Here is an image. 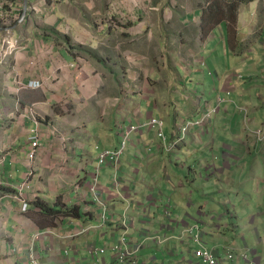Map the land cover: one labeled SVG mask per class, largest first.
Listing matches in <instances>:
<instances>
[{
	"label": "crops",
	"instance_id": "0c3cea01",
	"mask_svg": "<svg viewBox=\"0 0 264 264\" xmlns=\"http://www.w3.org/2000/svg\"><path fill=\"white\" fill-rule=\"evenodd\" d=\"M201 1L28 0L41 11L28 10L14 27L21 42L6 60L0 48V264H30L31 253L41 264H120L112 248L125 231L123 221L129 246H140L138 264H201L194 241L180 238L194 225L224 264H264V201L256 199L264 196V181L251 176V195L237 184L247 167L264 171L258 164L264 161V8L243 4L230 25L222 19L228 7ZM22 4L23 11L13 2L21 14ZM166 17L180 23L171 36L165 35ZM194 21L207 34L200 29L192 40L186 32ZM246 47L257 54L247 50L245 57ZM184 48L198 56L187 74L177 57ZM204 67L214 75L210 95L203 85L187 84L202 79ZM190 89L208 96L207 104L194 103ZM215 104L209 123L190 126L174 150H166L184 122ZM150 118L163 120L166 142L146 126ZM130 124L139 129L119 162L99 166L98 154L118 149ZM34 137L39 149L31 161ZM199 163L204 166L196 169ZM167 198L170 217L163 213ZM35 201L55 210L81 209L48 215ZM206 207L211 213L200 211ZM226 207L247 209L244 236L235 235L242 223ZM154 223L158 230L151 232ZM247 250L249 260H238L236 254ZM226 252L234 262L225 261Z\"/></svg>",
	"mask_w": 264,
	"mask_h": 264
},
{
	"label": "built area",
	"instance_id": "2783aa9c",
	"mask_svg": "<svg viewBox=\"0 0 264 264\" xmlns=\"http://www.w3.org/2000/svg\"><path fill=\"white\" fill-rule=\"evenodd\" d=\"M20 2V5L18 6L19 10L23 9L22 0H0V48H1V55H3L2 59L6 60L9 56H11L18 48L21 40L19 38H16L14 35V27L19 24H23L26 20L27 12L19 11L15 5H13V2ZM41 7L39 4H32L28 6V10L30 11H41ZM20 12V13H18ZM32 85V84H31ZM34 85V84H33ZM34 87V86H33ZM221 99H218V102H220ZM216 107L209 108L205 110L201 114V118L194 120V121H186L182 126L179 127V135L176 140H169L164 147L168 152H172L174 148L179 144L181 137H183L188 128L192 125H199V126H205V124L213 118L215 113L217 112ZM148 128H154L156 132V136L160 141L166 142L167 136L164 133V122L159 118H150L146 124ZM139 129L138 125L130 124L127 128L124 129L123 138L121 141V145L118 149L115 150H108L104 149L98 154V164L99 166H102L106 163H111L113 165H116L119 162L120 156L123 154V152L126 149V145L130 139L131 134L134 131H137ZM39 149V143L37 142L36 137H34L33 142H31L30 151L28 153V158L31 161H34L37 157V152ZM25 185V184H23ZM21 185V187H23ZM98 189L97 186V179L95 180V185L92 187V191L96 192ZM19 199H22V197H18ZM169 202L170 199H166V205L163 206V213L165 216L169 217ZM22 210L25 212L29 208V204L27 201L23 200ZM122 224L125 226V231L121 235L120 241L113 246L112 250L115 253V260L118 261L120 264H138L137 263V251L139 250L140 246L137 245L135 248H131L128 244V238H127V230H128V224L123 221ZM87 229H84L82 232H86ZM183 236L191 238L195 245H196V251L195 254L199 258V261L201 264H224L222 261H220L212 252L211 250L207 249L204 244L201 242V232L199 230L198 225L187 227L180 235V238ZM153 241L156 240L155 237L152 238ZM225 258L227 262H234L236 259V256L233 253L226 252ZM238 260H244L248 261V250L237 256ZM252 264H255L253 261ZM30 264H41L35 253L30 254Z\"/></svg>",
	"mask_w": 264,
	"mask_h": 264
},
{
	"label": "rangeland",
	"instance_id": "374dc122",
	"mask_svg": "<svg viewBox=\"0 0 264 264\" xmlns=\"http://www.w3.org/2000/svg\"><path fill=\"white\" fill-rule=\"evenodd\" d=\"M199 2H200V0H198ZM201 2H204L203 0L201 1ZM212 2H214V1H212ZM245 2V3H244ZM190 3V1H188V4ZM246 3H250V4H255L256 3V7L257 8H264V0H217L216 1V4L219 6V7H222V8H227L228 7V9H229V11H228V15H226V13H225V15H223L222 17V19L223 20H225V21H228V23L231 25V24H233V23H235V21L237 22V20H238V18H237V16H236V11H235V9L236 8H239V6L241 7L243 4H246ZM176 4V3H175ZM233 4V7H231L230 8V6ZM205 5V4H204ZM189 9V8H188ZM198 13H200V12H198ZM229 13H233L234 15H229ZM199 17V16H198ZM166 18H169V19H166L167 20V22H166V24H165V30H166V32H165V35L166 36H171L172 34H174V32H171L172 31V29L175 27V26H178V25H180V23L177 21V19L176 18H172V17H166ZM256 18H259V15H257L256 16ZM188 19V18H187ZM205 19H207V18H205ZM261 19L262 20H264V16L263 15H261ZM195 20H199V18H197V19H195ZM196 25V27H195V25ZM201 24H202V22L200 23V25L199 26H201ZM189 25H191V27H192V29H189L190 31L189 32H186L187 34H191L192 35V40H194V37H195V34L196 33H198L199 31H200V29L201 30H206V26L203 28V27H199L198 26V22H196V21H194V23L192 22V23H190ZM215 26V25H214ZM256 27H258V25L256 26ZM255 27V28H256ZM253 28V27H252ZM259 28V27H258ZM195 29H197V32L195 31ZM199 30V31H198ZM203 30V31H204ZM173 31H175V28L173 29ZM204 33V35H206L207 34V31H204L203 32ZM211 34H212V32H211ZM215 35L217 36V37H219V32H218V30H215ZM194 36V37H193ZM252 38H256V33L255 32H253V34H252ZM175 42H177L178 43V39H176L175 40ZM137 43H140V42H137ZM213 43H215V42H213ZM212 43V44H213ZM227 45V47H229V45L228 44H226ZM216 46V43L214 44V46L213 47H215ZM241 50V48H239L238 49V51H240ZM243 50H245L246 52H243ZM247 50H249V51H252V53L253 54H257V52H254V50H252V49H248L247 47L246 48H243L242 50H241V52L244 54V56L245 57H250V55H249V53L250 52H247ZM166 51H169V49L168 48H166ZM240 52V53H241ZM195 53H196V50L195 49H191V48H184V49H180V51H179V53L177 54V57H179L178 59H179V61L181 62V65H182V68L184 69V71L186 72V74H187V72H188V70H189V65L192 63V59L193 58H198V56L196 57V55H195ZM259 55V54H258ZM260 55L262 56V58L264 57V48H262V51L260 50ZM166 57H169V56H167L166 55ZM208 62L209 63H211V58L210 57H208ZM205 69H202L203 70V73H201V76H200V78H202V79H196V77H194L193 79H191V78H189L190 79V81L187 83L188 85H190V86H193V85H195V84H200V85H203V87L205 88V91H206V93L208 94V95H210V93H212L213 92V85L215 84V81L214 80H212V78L214 77V75L213 74H211L210 73V71H209V68H207V67H204ZM213 69L214 68H212L211 67V70L213 71ZM234 71H236V70H233L232 72H230V73H237V75H238V81H240L241 79H243V75L240 73V72H234ZM177 73L179 74V76H182V77H184L185 78V80H187L188 79V77H187V75H185L182 71H177ZM184 80V81H185ZM183 81V82H184ZM191 81H192V83H191ZM191 83V84H190ZM193 92H195V91H192L191 89H190V97H191V99H192V101L195 103V102H197L198 104L200 103L201 105H203V104H207V102H206V100H208V96H203L201 93L202 92H199V93H193ZM213 95V94H212ZM219 99V98H218ZM221 99V101H222V98H220ZM212 107H216L217 109H218V105L217 104H215V106H208L207 107V109H209V108H212ZM206 109V110H207ZM245 110V119H244V122L246 123V124H248V113H247V111H246V109H244ZM205 111V110H204ZM203 111V112H204ZM202 112V113H203ZM199 118H201V114H200V117ZM198 118V119H199ZM163 121V120H162ZM192 121H194V120H192ZM210 121V120H209ZM209 121L207 122V123H209ZM200 128H201V126H200ZM258 134V131L256 132V135ZM258 164H264V161H263V158L262 157H260V158H258ZM204 166V164L203 163H199V165L196 167V169H198L199 167H203ZM255 171H259L260 173H255V174H253ZM259 174H261V175H259ZM254 176V178H255V180H258V179H261V180H263L264 181V171L262 170V169H259L258 167H256V166H253L252 168H250V167H247V169L245 170V172L243 173V175H239L238 177H237V184H238V186H239V191L240 190H242V191H244V193L246 194V195H251V190H252V188H253V180H252V178H251V176ZM260 176V177H259ZM201 190L203 189V187L202 188H200ZM263 189V188H262ZM203 195V193H201V196ZM206 198L207 199H210L211 198V196L210 195H207L206 196ZM256 199H258V200H260V201H264V196H262L261 197V195L260 196H257L256 197ZM201 204H203V203H201ZM243 204H246V202L244 201L243 202ZM163 205H166V202L163 204ZM169 206H170V208H169V212H170V215H171V206H172V202H171V200H170V202H169ZM223 210H228V212H230L234 217H237L238 219H239V221H237V222H240V223H242L241 224V226H240V229H237V231L238 232H235V235L236 236H238V235H242V236H244L245 235V230L247 229V223H245V221H244V219H241L242 218V214H245L246 212H247V209H245V208H242V209H238V210H233V209H230V207H226V208H222ZM222 209L221 210H219V211H217V213H216V215H215V218H214V220H217L218 219V217H219V215L220 214H222ZM262 212L264 211V209H262V208H259ZM186 210L188 211L189 210V208H186ZM195 210H198L197 209V207H196V209ZM200 211H204V213H206V214H209V213H211V208L210 207H206V208H204V209H201ZM195 213V212H194ZM194 213H191L192 215H194ZM167 217V216H166ZM170 217V216H169ZM165 218V217H164ZM165 219H167V218H165ZM209 218H206V220H202L201 219V221H204V222H207V220H208ZM138 220H143V219H138ZM168 220V219H167ZM199 221H200V219H199ZM138 225V224H137ZM144 226L145 225H147L146 223H144L143 224ZM139 226V225H138ZM150 226V228H151V232H154V231H157L158 230V226H157V224L156 223H154V224H151V225H149ZM250 228H252V229H255V227L254 226H249L248 227V229H250ZM261 228H263V225H261ZM231 233V232H230ZM226 235V238L228 239V241H226V245H228V244H230V239H231V236H230V234H228V233H226L225 234ZM232 237H234V236H232ZM247 238V240H249V241H251L250 239H249V237L247 236L246 237ZM252 242V241H251ZM251 242H250V246H252V244H251ZM254 243V242H253ZM207 245H208V247H211V244L210 243H206ZM253 247V246H252ZM207 248V247H206ZM254 248V247H253ZM260 248L261 249H264V245H260ZM237 256H239L240 255V253L239 254H236ZM249 258H250V254H248V260H249ZM242 262H245V261H242ZM242 264H244V263H242ZM250 264H252V263H250Z\"/></svg>",
	"mask_w": 264,
	"mask_h": 264
},
{
	"label": "trees",
	"instance_id": "16d2710c",
	"mask_svg": "<svg viewBox=\"0 0 264 264\" xmlns=\"http://www.w3.org/2000/svg\"><path fill=\"white\" fill-rule=\"evenodd\" d=\"M233 7V4L230 6V8ZM217 21H218V18H216ZM204 30V29H203ZM204 31H207V30H204ZM81 46H77L76 49L80 48ZM36 204L43 210L45 211L48 215H53V214H61L63 216H70V215H73V214H76L78 215V210L81 209V208H74L72 210H68V209H63L62 210H55V209H52L50 207H47L43 202L41 201H35Z\"/></svg>",
	"mask_w": 264,
	"mask_h": 264
},
{
	"label": "water",
	"instance_id": "95a60500",
	"mask_svg": "<svg viewBox=\"0 0 264 264\" xmlns=\"http://www.w3.org/2000/svg\"><path fill=\"white\" fill-rule=\"evenodd\" d=\"M28 4H29L28 0H24V12H27Z\"/></svg>",
	"mask_w": 264,
	"mask_h": 264
},
{
	"label": "clouds",
	"instance_id": "9594fccd",
	"mask_svg": "<svg viewBox=\"0 0 264 264\" xmlns=\"http://www.w3.org/2000/svg\"><path fill=\"white\" fill-rule=\"evenodd\" d=\"M179 135V134H178ZM208 249V248H207ZM225 261H226V258H225ZM223 263H224V261H223Z\"/></svg>",
	"mask_w": 264,
	"mask_h": 264
}]
</instances>
